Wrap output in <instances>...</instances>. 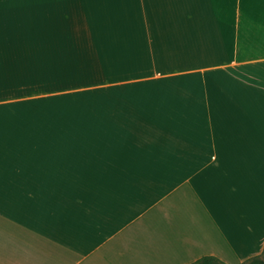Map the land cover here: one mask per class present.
<instances>
[{"label":"crops","instance_id":"obj_1","mask_svg":"<svg viewBox=\"0 0 264 264\" xmlns=\"http://www.w3.org/2000/svg\"><path fill=\"white\" fill-rule=\"evenodd\" d=\"M25 148L19 264L261 254L264 0H0V174Z\"/></svg>","mask_w":264,"mask_h":264},{"label":"rangeland","instance_id":"obj_2","mask_svg":"<svg viewBox=\"0 0 264 264\" xmlns=\"http://www.w3.org/2000/svg\"><path fill=\"white\" fill-rule=\"evenodd\" d=\"M39 96L48 101L50 91L20 97L27 100ZM34 149L25 148L24 160L19 164L15 162L17 157L12 156L5 166L8 168L0 174V177L6 176L7 173L9 175L8 183L0 178V187L5 184V190L8 192L0 193V264H19L20 240L24 237L30 238L34 234V209L49 202L50 194L44 193L48 190L49 183L44 184L49 182V179L36 178L34 175V166L36 162L39 163V157L34 153ZM44 166L49 173L47 164ZM43 175L47 176L45 173ZM43 185L45 186L43 189L39 188ZM41 190L43 193H39ZM61 245L65 246L64 243ZM70 260L71 256L68 257L66 254L58 260L53 259L52 264H69Z\"/></svg>","mask_w":264,"mask_h":264},{"label":"trees","instance_id":"obj_3","mask_svg":"<svg viewBox=\"0 0 264 264\" xmlns=\"http://www.w3.org/2000/svg\"><path fill=\"white\" fill-rule=\"evenodd\" d=\"M30 85H35V86L33 87V89H31L32 87H30ZM54 85L56 84H50L49 82L40 83V84H27V89L29 91H32V90L36 91V90H41V89L45 90V89H49L50 86H54ZM57 85L60 86L64 84L58 83ZM190 264H228V263H226L225 261H223L222 259L216 256L207 255V256L201 257L200 259ZM242 264H264V249L261 254L249 258Z\"/></svg>","mask_w":264,"mask_h":264}]
</instances>
